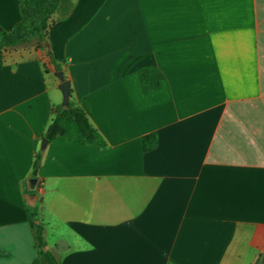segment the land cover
Segmentation results:
<instances>
[{
    "label": "crops",
    "instance_id": "1",
    "mask_svg": "<svg viewBox=\"0 0 264 264\" xmlns=\"http://www.w3.org/2000/svg\"><path fill=\"white\" fill-rule=\"evenodd\" d=\"M19 20L0 0V27ZM0 57V264H47L37 227L56 264L264 260V0H76L44 48ZM54 66L103 149H40L62 101Z\"/></svg>",
    "mask_w": 264,
    "mask_h": 264
},
{
    "label": "trees",
    "instance_id": "2",
    "mask_svg": "<svg viewBox=\"0 0 264 264\" xmlns=\"http://www.w3.org/2000/svg\"><path fill=\"white\" fill-rule=\"evenodd\" d=\"M76 0H18L20 20L10 30L0 27V50H13L24 47L31 43L44 48L47 43L49 20L56 15L59 20L68 18L75 6ZM52 64V61L50 60ZM0 57V67H1ZM55 71H60V67L54 66ZM141 84L144 90L155 89L161 76L157 71L151 69L141 70ZM81 137L87 144L93 145L97 149H103L105 143L98 132L92 127L83 110L74 104L69 98L67 107L57 106L52 111L42 138L47 143L57 138L67 140ZM154 135H149L143 139V148L149 152L155 147ZM40 163V155L35 157L32 175L36 176ZM36 241L39 247V256L47 264H56L53 256L48 252H43V241L40 227L36 228ZM32 264H40L36 259ZM255 264H258L257 262Z\"/></svg>",
    "mask_w": 264,
    "mask_h": 264
},
{
    "label": "water",
    "instance_id": "3",
    "mask_svg": "<svg viewBox=\"0 0 264 264\" xmlns=\"http://www.w3.org/2000/svg\"><path fill=\"white\" fill-rule=\"evenodd\" d=\"M54 75L60 82L58 85V90L60 91L62 96L61 106L67 107L69 104V97H70L69 82L64 79L63 73L61 71H56ZM46 145H47V140L42 138L40 149L43 150ZM37 184H38V180L35 178H31L27 181L28 193L26 194L25 198L30 206H33L35 204V201L39 195V193L36 191ZM258 264H264V260L263 261L260 260Z\"/></svg>",
    "mask_w": 264,
    "mask_h": 264
}]
</instances>
